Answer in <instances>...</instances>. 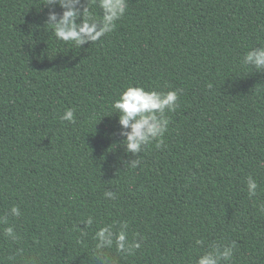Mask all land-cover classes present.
Segmentation results:
<instances>
[{"label": "trees", "instance_id": "16d2710c", "mask_svg": "<svg viewBox=\"0 0 264 264\" xmlns=\"http://www.w3.org/2000/svg\"><path fill=\"white\" fill-rule=\"evenodd\" d=\"M41 2L0 0V215L21 235L0 224V264H100L93 233L120 221L143 240L118 264H195L233 241L226 264H264V68L243 62L264 46V0H123L115 29L81 48L55 38L45 22L61 9ZM128 86L179 90L161 148L125 151L112 104Z\"/></svg>", "mask_w": 264, "mask_h": 264}, {"label": "clouds", "instance_id": "9594fccd", "mask_svg": "<svg viewBox=\"0 0 264 264\" xmlns=\"http://www.w3.org/2000/svg\"><path fill=\"white\" fill-rule=\"evenodd\" d=\"M41 3L46 7L59 6L60 12H48L45 26L54 32L57 40L74 44L78 48L89 43L93 44L105 34L112 32L125 8L123 0L117 9L113 8L109 0H104L105 14L102 19H96L89 15L87 0H42ZM243 62L257 69L264 68V46L247 51ZM178 99L179 90L159 92L147 90L142 86H128L121 91L112 108L114 113L119 114L120 136L123 137L121 142L125 146V151L136 155L153 142L157 149L161 148L170 123L168 113L176 110ZM60 119L74 122V111L65 110ZM139 163V159L134 160L130 167L135 168ZM257 190L256 179L249 176L247 178L249 198L255 197ZM104 195L106 199H116V194L112 191H106ZM260 210L264 211V204L260 205ZM9 213L17 218L22 216L18 205H13ZM96 223L93 216H88L83 221L86 229L92 228ZM0 224L7 225L2 230L6 240L10 242L20 240L21 235L15 226L9 224L8 215H0ZM127 229V221L103 224L96 228L92 236L94 244L90 253L100 260V264H118L117 257L133 255L141 248L143 237L130 240ZM196 243L199 245L202 241L197 240ZM235 247V241L225 245L214 244L211 250L196 259L195 264H222V262L226 264L233 259ZM113 249L116 256L112 255ZM25 264H28V261Z\"/></svg>", "mask_w": 264, "mask_h": 264}]
</instances>
